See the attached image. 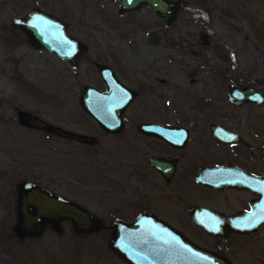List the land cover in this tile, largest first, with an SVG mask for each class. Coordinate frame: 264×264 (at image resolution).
Wrapping results in <instances>:
<instances>
[{"label":"rangeland","instance_id":"1","mask_svg":"<svg viewBox=\"0 0 264 264\" xmlns=\"http://www.w3.org/2000/svg\"><path fill=\"white\" fill-rule=\"evenodd\" d=\"M118 5V0H0V264H128L107 247L110 230L106 228L75 234L69 221H63L61 233L46 228L40 236L19 239L12 232L15 184L21 179L74 199L99 216L104 206L118 200L112 193L100 195L108 186L98 174L99 165L114 169L118 159L112 157L115 152L118 155L114 147L78 144L23 127L16 118V110L23 108L67 129L100 133L79 104L83 84L93 85L97 78L95 67L87 63L89 58L113 63L129 75L156 74L164 79L161 86L144 92L127 107L129 117L153 116L139 102L154 100L159 94L158 99L176 102L181 109L179 103L195 100L192 93L184 95L186 90L193 86L203 91L204 76L213 69L216 102L225 100L222 76H237V81L264 89V0H187L171 24H165L148 5L125 13L118 12ZM32 7L58 16L70 34L88 44L75 69L51 51L34 49L27 35L11 25L12 17ZM202 27L213 34L214 46L198 40ZM149 30L159 34L156 43L147 40ZM194 71L196 81L191 82ZM129 75L124 76L132 79ZM146 80L157 83L149 75ZM249 107L251 116H257L252 118L261 123L256 127L262 139L264 107ZM209 147L199 157H212ZM176 183L178 201L168 197L158 205L183 232L203 237L186 217L184 206L214 197L186 176Z\"/></svg>","mask_w":264,"mask_h":264},{"label":"flooded vegetation","instance_id":"2","mask_svg":"<svg viewBox=\"0 0 264 264\" xmlns=\"http://www.w3.org/2000/svg\"><path fill=\"white\" fill-rule=\"evenodd\" d=\"M198 35L199 41L207 44L213 42L214 46L211 37L213 34L206 28L202 27ZM86 45L89 50L87 43ZM84 55L81 53L73 63L61 59L71 69H75L80 65ZM87 63L95 67L97 78L93 80L95 84L87 83L83 84V87L90 85L99 91L108 89L107 81L98 70L99 64H105L117 79L116 83L130 88L135 93L122 112L121 126L116 131H107L94 120L101 134L74 130L92 136L91 142H80L56 135L78 144L101 146L102 143L101 147L105 149L114 147L117 150L118 155L115 152L112 156L115 160L118 158L114 161L116 164L113 170L110 166H98V174L103 179L104 185L108 186V189L101 191L100 195L106 196L112 193L118 198L117 201H110L104 206V212L100 215L103 221L130 222L138 214L148 212L167 222L196 244L213 251L215 255L225 258L232 264H264V137L260 139L261 135H258L259 129L256 126L261 123L256 118L253 119L257 117L256 114L253 113L252 118L249 112V106L259 110L264 107V103L258 104L255 101L235 103L229 101L227 97L229 86H253L262 91L264 89L246 83L242 78L241 81H237L240 79L237 76L236 79L233 75L230 79L222 76L225 80L222 82L226 83L225 100L216 102L213 94V69L207 71V75L204 76L206 81L201 85V88H205L203 91H196L193 86L186 90L184 95L188 97L192 93L190 97L195 100L179 103L181 109L176 102L164 98L158 99L162 96L159 94L154 96V100L139 102L153 116L129 117L126 112L127 107L144 92L153 91V87L161 86L164 79L156 74H147L157 81L156 84L154 81L147 83V75L139 77L138 74L137 77L136 72L129 75L113 63L109 64L95 58H89ZM196 72L194 71L191 82L196 81ZM124 75H129L132 79ZM208 88L212 89L210 94L206 92ZM140 124L155 126L150 128L154 132L141 129ZM166 127L178 128L171 133L165 130ZM218 132L221 134H216ZM225 132L229 138H222ZM129 135L130 137L127 138ZM97 136H103V139L99 140ZM208 145L213 156L199 157L198 154ZM193 152L197 155L190 156ZM86 174L91 177L89 171ZM182 176H186L214 197L208 202H186L184 206L186 217L203 232V237H195L193 232L189 235L183 232L158 205L162 199L168 197L174 202L178 201L176 193L179 183L176 182ZM193 207L209 209L201 211L199 219L214 221V234L194 221L191 215ZM208 213L214 215L210 216ZM106 229L110 230L108 227Z\"/></svg>","mask_w":264,"mask_h":264},{"label":"water","instance_id":"3","mask_svg":"<svg viewBox=\"0 0 264 264\" xmlns=\"http://www.w3.org/2000/svg\"><path fill=\"white\" fill-rule=\"evenodd\" d=\"M118 1L119 13L138 10L148 5L166 24H171L177 13L187 5V0ZM11 25L20 28L27 35V41L34 49L51 51L72 63L88 48L83 40L68 32L65 21L40 7H32L24 15L12 17ZM147 39L156 43L159 34L149 30ZM98 70L107 81L108 89L99 91L85 85L79 96V104L102 128L113 132L121 126L122 112L135 93L130 88L116 83L118 81L107 65L99 64ZM227 97L235 103H264V91L253 86H229ZM16 118L20 125L46 133L73 138L80 142L93 140L92 136L53 124L28 109L18 108ZM153 127L155 126L140 124L141 129L151 133L154 132L150 129ZM177 128L166 127L165 130L173 133ZM220 130L222 131V128ZM226 132L222 138H229ZM15 193L12 232L19 239L40 236L46 228L61 233L62 222L69 221L75 234L110 228L107 247L128 264H232L148 212L138 214L130 222L114 220L108 225L100 216L79 202L34 181L19 180L15 184ZM203 210L209 209L191 208L192 218L206 231L214 234V221L199 219V213ZM212 214L214 215H209Z\"/></svg>","mask_w":264,"mask_h":264}]
</instances>
